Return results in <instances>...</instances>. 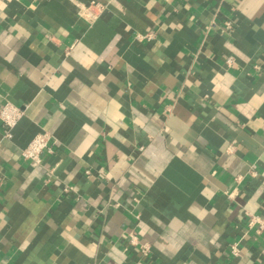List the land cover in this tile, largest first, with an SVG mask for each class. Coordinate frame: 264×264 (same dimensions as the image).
<instances>
[{"label": "crops", "instance_id": "crops-1", "mask_svg": "<svg viewBox=\"0 0 264 264\" xmlns=\"http://www.w3.org/2000/svg\"><path fill=\"white\" fill-rule=\"evenodd\" d=\"M7 102L0 264H264V0H0Z\"/></svg>", "mask_w": 264, "mask_h": 264}, {"label": "built area", "instance_id": "built-area-1", "mask_svg": "<svg viewBox=\"0 0 264 264\" xmlns=\"http://www.w3.org/2000/svg\"><path fill=\"white\" fill-rule=\"evenodd\" d=\"M79 14L88 22L94 21L104 5L92 1L90 3L79 4ZM230 27V23H228ZM23 115V110L12 102H7L0 112L1 120L4 124V138L11 139L13 137V129L18 124L20 118ZM52 135L47 131H42L36 134L28 145L22 150L23 157L33 166L39 165L43 161V156L47 151H51ZM66 190H68L66 188ZM261 229H264V221L261 223ZM136 236H132V242L135 243ZM141 250L144 254H148L150 247L147 243L141 244ZM233 253L239 254V248L237 244L233 246Z\"/></svg>", "mask_w": 264, "mask_h": 264}]
</instances>
